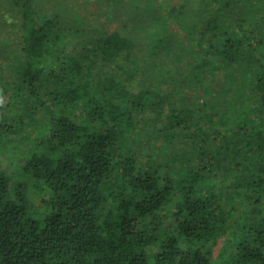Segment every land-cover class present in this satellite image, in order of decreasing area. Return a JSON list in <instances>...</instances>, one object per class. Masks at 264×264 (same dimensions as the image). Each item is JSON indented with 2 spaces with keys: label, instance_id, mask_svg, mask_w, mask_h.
I'll list each match as a JSON object with an SVG mask.
<instances>
[{
  "label": "trees",
  "instance_id": "1",
  "mask_svg": "<svg viewBox=\"0 0 264 264\" xmlns=\"http://www.w3.org/2000/svg\"><path fill=\"white\" fill-rule=\"evenodd\" d=\"M112 1L94 38L0 0V264H264V0Z\"/></svg>",
  "mask_w": 264,
  "mask_h": 264
},
{
  "label": "rangeland",
  "instance_id": "2",
  "mask_svg": "<svg viewBox=\"0 0 264 264\" xmlns=\"http://www.w3.org/2000/svg\"><path fill=\"white\" fill-rule=\"evenodd\" d=\"M61 4L62 7H64L63 11H64V15L67 16L68 20L72 21V25H75V22H78L79 25V30L80 33H76L75 36H79L81 37L83 33H91L92 35H95V37H97V35H99V33H102L103 31H110L113 27H117L120 28V19H121V15H114L112 16V11H114L113 8V1L112 0H37V4L39 6L40 9H42V11L47 12L48 10H51L52 7L54 8V6H57L56 4ZM162 7V6H161ZM121 14V13H120ZM71 25V26H72ZM181 33H177L180 36V38L184 39L185 37V33L184 30H180ZM72 31L70 29L65 30V33H67V39L70 37L69 34L72 35L71 33ZM82 32V33H81ZM94 32V33H92ZM70 39V38H69ZM181 55V54H180ZM173 60L178 61L179 57L178 56H173ZM182 60L179 61L180 64H183L186 67L191 66L190 61H188L185 58H181ZM232 69V68H231ZM226 70L221 76V77H233V70ZM210 79V83H212V86L210 87V93H207L205 91L204 96H206L207 98H210V96L214 97V93L217 92L216 95H221V93H219V89L220 87H227L228 85L233 86V83H230L231 81H229L230 84L227 83H221L220 80H216L215 77L209 78ZM222 81H224L223 79H221ZM171 89V88H170ZM188 90L187 88L184 90L186 91ZM197 88H191L189 91L192 93V95L194 94V99L197 100L198 98L201 99L200 96V91L198 93V91H196ZM183 91V92H184ZM188 94V93H187ZM185 94V95H187ZM181 96V95H180ZM184 96V95H182ZM197 96H199L198 98H196ZM194 100V101H195ZM218 110V107H215L212 109L213 112H216ZM39 117H45V115L47 114L44 111H39ZM221 119H219L220 121ZM151 125L154 124V121H151L150 123ZM147 129H143L141 130V134L144 133L145 131H152L155 127L152 126L151 128L149 127H145ZM228 128V127H227ZM226 128V126H224L223 128H221V130L223 131L222 133H227L228 129ZM149 139H145L144 137H142V148H141V154H140V158L144 159V156L146 155L147 151L152 155V157H156L157 153L159 151L160 156L165 157L166 158V163H170V165L174 164H178V162L176 160H173V155L168 156L170 151L175 152L177 151L179 154H181L183 152V154H185V151L188 150V148L186 147H181L179 144L180 138H176L173 142L177 143L178 145H175L173 149H170L169 146H164L162 145L161 148H156L155 146H160V142L163 144L164 143V139L159 135L158 137H156L154 139V141L152 143H149V141H151V138L148 137ZM226 139H224V141H226ZM155 145V146H154ZM180 149H182L180 151ZM146 152V153H145ZM158 157V156H157ZM222 168L220 170L219 173H222ZM27 181H29L30 177L27 175L25 178ZM228 181V180H227ZM226 179L224 181L227 182ZM223 185V184H222ZM220 181L218 180L216 183V187H221L222 186ZM227 185V184H226ZM36 195L33 194V198H35ZM231 200V201H230ZM244 198L242 197H238V196H232L231 199H227L223 200V204L226 208L230 207V202L231 205H235L238 204L239 208H241L243 206V202H244ZM244 207V206H243ZM238 213H234L233 215H231L234 219V217ZM231 216L229 217L231 219ZM234 223V222H233ZM230 225V224H229ZM234 225V224H233ZM227 233L224 232L222 235L218 236L216 238V242L215 244H213L212 246V256L215 257V255L217 254L218 250L220 249L224 237H226Z\"/></svg>",
  "mask_w": 264,
  "mask_h": 264
},
{
  "label": "clouds",
  "instance_id": "3",
  "mask_svg": "<svg viewBox=\"0 0 264 264\" xmlns=\"http://www.w3.org/2000/svg\"><path fill=\"white\" fill-rule=\"evenodd\" d=\"M0 103H3V100H2V98H0Z\"/></svg>",
  "mask_w": 264,
  "mask_h": 264
}]
</instances>
